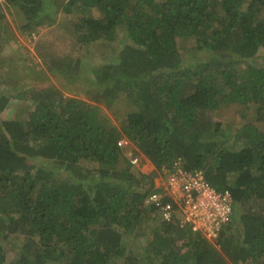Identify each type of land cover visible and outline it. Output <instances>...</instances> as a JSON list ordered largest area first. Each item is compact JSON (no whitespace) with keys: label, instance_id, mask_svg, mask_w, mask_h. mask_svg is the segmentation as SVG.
<instances>
[{"label":"trees","instance_id":"16d2710c","mask_svg":"<svg viewBox=\"0 0 264 264\" xmlns=\"http://www.w3.org/2000/svg\"><path fill=\"white\" fill-rule=\"evenodd\" d=\"M6 1L24 13L25 30L55 23L59 10L76 16L75 50L64 42L47 64L88 98L57 84L0 88V264H264V0ZM120 26L128 40L117 56L86 66L91 43L115 40ZM192 38L197 56L186 59L179 43ZM6 42L0 36V56ZM26 93V123L2 113ZM123 96L135 107L116 122L98 104ZM221 103L252 104L258 122L229 134L211 114ZM123 137L153 170L126 159ZM179 157L233 195L215 240L142 208L162 165Z\"/></svg>","mask_w":264,"mask_h":264},{"label":"rangeland","instance_id":"374dc122","mask_svg":"<svg viewBox=\"0 0 264 264\" xmlns=\"http://www.w3.org/2000/svg\"><path fill=\"white\" fill-rule=\"evenodd\" d=\"M1 4L0 36H2L3 41L7 42L4 44V49L0 56V62H2V59H11L12 62L9 64L6 63V65H0V72L1 74L14 72L10 81L8 80L7 82H2L0 80V88H4V85H6L10 90L16 92L18 90H28V88L32 86L41 87L49 84H57L65 91V94L69 96L75 94L88 98L87 93L84 92V84L78 80L72 84H67V86L72 88L71 90L66 89L67 87L62 85L64 82H60L58 80L59 75L50 70L49 64H47L50 63V65H52L51 62L55 61V57L60 58L64 55V51L67 50L64 42H66L67 45L68 42L71 43V45L73 44V49L74 46L77 45L74 40L75 36L72 32V22L76 16L74 17L72 14L59 10L55 23L44 26L39 25L34 29L25 30L22 29L21 26L27 22V18L20 10L19 6L16 4H10L6 0H1ZM219 9H221V7H219ZM52 28H56L58 35H61V37L66 38L67 40H58V35L55 33L56 30L51 32ZM127 40L126 29L124 26H120L118 27V34L115 40L92 42L89 50L87 51L88 55L84 57L85 65L87 66L88 63L96 65L104 63L107 60L114 59L115 56H117L116 54H118V52L122 49L123 43L127 42ZM196 42L197 40L193 38L189 40L182 39L180 41L179 45L184 51L186 59L196 58ZM84 51H86L85 48ZM262 53L264 56V49ZM42 54L49 55L47 59L49 62L45 61ZM87 71H83L80 76L84 77L85 75H90V71ZM33 105L34 102L26 93L22 96L20 95L14 97L2 113L7 117L20 118L24 121V123H26L29 117V111H31ZM98 105L116 122L120 120V117L126 113L128 109L135 107L133 101L125 96L118 98L110 107H106L104 104ZM211 114L214 118L219 119L228 125L229 134H232L237 127L247 120L257 121L256 112L252 104L221 103L218 108L211 110ZM258 123L264 128V121H259ZM123 151L126 159L132 165L136 166L138 170L149 172L155 168L154 164L142 152H140L136 145L131 141L128 149ZM128 155L131 157H137L138 161L136 163H132V161L128 159ZM158 182L159 176L157 175L155 179V186L158 185ZM141 205L142 208L150 207L148 204L144 203ZM140 239L142 240L141 237L139 239L132 237L131 240L135 250L137 251L141 250ZM16 243L19 244V241Z\"/></svg>","mask_w":264,"mask_h":264},{"label":"built area","instance_id":"2783aa9c","mask_svg":"<svg viewBox=\"0 0 264 264\" xmlns=\"http://www.w3.org/2000/svg\"><path fill=\"white\" fill-rule=\"evenodd\" d=\"M130 140L123 137L119 146L128 149ZM132 163L137 157L128 155ZM158 185L152 190L144 204L154 206L163 221L189 224L194 231L215 240L222 227L230 220L234 199L229 189H217L201 169H187L182 159L162 165Z\"/></svg>","mask_w":264,"mask_h":264}]
</instances>
